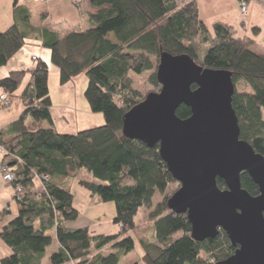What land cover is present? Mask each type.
Segmentation results:
<instances>
[{
    "label": "trees",
    "instance_id": "trees-1",
    "mask_svg": "<svg viewBox=\"0 0 264 264\" xmlns=\"http://www.w3.org/2000/svg\"><path fill=\"white\" fill-rule=\"evenodd\" d=\"M91 4L98 9L89 14V27L69 31L61 38L43 28L41 35L60 84L79 73L86 75L84 96L92 111L103 114V124L73 133L55 129L48 112L49 68L40 57L31 68L13 69L0 77V87L10 104L25 73L31 77L20 94L23 111L0 129V144L7 150L3 161L14 173L13 188L21 186L17 214L0 228V238L11 249L0 258V264H43L53 240L56 246L48 253L46 264H119L134 248L129 232L135 228L134 217L141 207L149 208L153 219L152 235L138 238L143 249L141 260L146 264H211L226 258L237 245L221 229L213 238L193 239L186 214L167 207L173 191L152 202L157 187L161 190L175 179L160 157L158 143L147 146L125 136L122 119L148 92L160 89L156 78L160 53H186L203 67L230 72L239 137L264 155V50H253L254 40L235 36L225 22L214 21L210 30L199 18L195 0H91ZM35 30L28 10L15 4L13 23L0 31V66ZM201 46H205L202 58ZM141 73H147L151 86L146 93L133 86L132 74ZM239 80L249 91L236 88ZM175 113L185 118L190 108L180 104ZM81 169L91 179L79 177V185L99 201L114 203L116 232L96 233L87 225L66 224L80 212L69 181ZM35 176L41 178L40 191L33 189ZM216 182L219 188L226 187L222 178L217 177ZM240 182L250 194L258 193L247 172L240 174ZM7 213L0 212V221ZM105 248L109 250L105 252Z\"/></svg>",
    "mask_w": 264,
    "mask_h": 264
},
{
    "label": "water",
    "instance_id": "water-1",
    "mask_svg": "<svg viewBox=\"0 0 264 264\" xmlns=\"http://www.w3.org/2000/svg\"><path fill=\"white\" fill-rule=\"evenodd\" d=\"M156 78L160 89L124 113L122 134L147 146L158 143L161 159L179 183L167 207L186 214L193 239L213 238L221 229L237 245L211 264H264V155L239 137L230 72L203 67L186 53L163 51ZM180 104L189 106V116L176 115ZM244 171L258 186L257 194L241 186ZM217 177L225 188L217 186Z\"/></svg>",
    "mask_w": 264,
    "mask_h": 264
},
{
    "label": "crops",
    "instance_id": "crops-1",
    "mask_svg": "<svg viewBox=\"0 0 264 264\" xmlns=\"http://www.w3.org/2000/svg\"><path fill=\"white\" fill-rule=\"evenodd\" d=\"M176 1L177 3H182L188 0ZM244 1L246 2V10L245 12H241L238 0H195L198 16L210 30L211 24L214 21L225 22L231 26L235 36L251 37L254 40L252 49L256 52H262L264 50V0ZM15 4L23 6L27 10L30 9L25 0H0V31L5 30L13 23ZM67 9H70V6ZM97 9V7L91 4V0H78V14L74 15L73 23L68 21L66 15L60 19L53 20L52 14L47 10L42 11L40 17L35 21L29 18V23L36 28L35 31L28 33V37L24 43V45H30H28L26 50L22 51L23 45L7 63L0 66V77H2L13 69L31 68L38 57L47 62L49 68L47 83L51 100L48 112L52 118L53 126L59 132L73 133L81 129L101 125L104 122V117L101 112H95L90 109L89 103L84 96V89L87 84V77L84 73L77 74L63 84L59 83L57 68L49 59L50 50H46L42 43L41 29H49L55 32L59 38L72 30H84L91 25L89 14L94 13ZM108 36L111 38L112 34L109 33ZM33 44L37 45L38 49L32 48ZM33 56L35 57L34 59ZM30 78V73H25L19 86L13 92L15 98L10 105L4 106L0 102V129L17 119L23 111L24 106L20 94L29 83ZM1 92H3V89L0 87ZM2 161L3 156L0 155V164ZM70 184L69 188L74 200H81L85 205L83 209H79L80 212L77 218L66 222V224L70 227L87 225L90 230H94L96 233L107 234L116 232L118 227L112 223L115 213L113 202L99 201L96 196L91 195L88 190L79 185L77 178L73 179ZM41 186V181L38 178H34L33 189L40 191ZM155 193L152 197L153 201ZM13 195L14 188L12 183L3 180L0 172V212L8 211L7 215L0 221V228L11 217L17 214L18 204ZM149 211V208L146 209V213ZM50 232L54 235V230ZM137 240L134 243V247L139 251L137 254L138 259L136 260L140 264H146L141 260L143 249L139 240ZM55 246L56 241L53 240L52 245L44 253L43 264H46L48 253ZM10 251V247L0 238V258L9 254Z\"/></svg>",
    "mask_w": 264,
    "mask_h": 264
},
{
    "label": "rangeland",
    "instance_id": "rangeland-1",
    "mask_svg": "<svg viewBox=\"0 0 264 264\" xmlns=\"http://www.w3.org/2000/svg\"><path fill=\"white\" fill-rule=\"evenodd\" d=\"M52 1L53 0H25V3L30 8L28 10L29 11V18L32 21H35L37 18L40 17L42 11L47 10L52 14L53 20L60 19L61 17L66 15L68 17V21L70 23H73L74 22V15L76 16L78 14V12H77L78 11V0H57V1H53V2ZM68 6H70V9H67ZM28 45H30V44L24 45L21 48V50L22 51L26 50ZM31 47L34 49H38V46L35 44H33ZM44 47L46 50L49 51L48 47H46V46H44ZM204 53H205V46H201L200 51H199V57L202 58ZM49 59H50V57H49ZM132 78H133V86L136 87L137 89H139L142 93H146L151 89V86L149 85V83L146 79L147 73L132 74ZM236 88L238 90L249 91V87L241 80H239L236 83ZM79 177L91 179V176H89L87 171L85 169H81L78 176L75 178H71L70 180L72 181L73 179H76ZM71 181H69V185H71L70 184ZM69 185L67 184V186H69ZM177 185H179V183L175 180V181H172L169 183H165L164 188L161 190L159 189V187H157V190H156V193L154 196V201L152 199V202L153 203L157 202L158 200H161L164 197V195H169L172 191H174L176 189ZM110 202H112V201H110ZM74 205L77 206V208L81 210L84 208L85 204L81 200L75 199ZM142 208H140L138 210V212L135 214V217H134L135 228L129 232V235L133 239L135 238L136 240L139 238V236H142V235L148 236V237H149V235H152L153 219L151 217H149L148 213H146V209H148V208L147 207H146V209H145V207H144V209H142ZM92 231H94V230H92ZM135 241H134V243H135ZM136 245H137V242H136ZM108 250H109L108 248L104 249L105 252ZM138 253H139L138 249L136 247H134L131 251H129L128 253H126L125 255H123L121 257V259L119 260V264H124V263L135 261L136 259H138V256H137ZM202 254H203V256H205L204 253H202Z\"/></svg>",
    "mask_w": 264,
    "mask_h": 264
},
{
    "label": "built area",
    "instance_id": "built-area-1",
    "mask_svg": "<svg viewBox=\"0 0 264 264\" xmlns=\"http://www.w3.org/2000/svg\"><path fill=\"white\" fill-rule=\"evenodd\" d=\"M238 1H239V10L241 12H245L246 2L244 0H238ZM34 58L35 57L33 56V59ZM0 100L5 105L10 104V100H9V98L5 92L0 93ZM5 154H7V150L2 144H0V155L3 156ZM0 172H1L3 180H5L6 182H9V183H12V181L14 180V173L12 172L11 167H9L6 164V162H4V161H2L0 164ZM42 177L45 178L46 175H43ZM35 178H38L41 181V178L39 176H35ZM41 184H42V181H41ZM20 192H21V186H19V185L14 186V195H16V196H14V195L13 196H14L15 200L18 197V195L20 194Z\"/></svg>",
    "mask_w": 264,
    "mask_h": 264
}]
</instances>
